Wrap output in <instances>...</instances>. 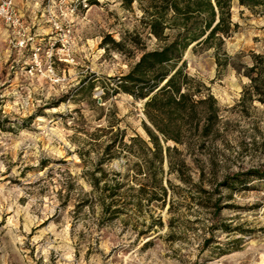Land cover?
Wrapping results in <instances>:
<instances>
[{"label":"rangeland","instance_id":"obj_1","mask_svg":"<svg viewBox=\"0 0 264 264\" xmlns=\"http://www.w3.org/2000/svg\"><path fill=\"white\" fill-rule=\"evenodd\" d=\"M30 4L34 19L24 18V25L35 38L43 37L36 63L34 50L28 44L18 48L11 28L0 21V264H264V177L250 178L246 189L221 199L224 207L214 219L211 209L191 199L206 193L173 175L162 178L170 184L165 205L143 207L144 217L131 216L129 223L100 220L97 206L77 204L95 196L86 194L90 186L80 176L79 154L92 163L101 153L106 135L105 130L94 134L96 127L111 121L128 135L145 137L140 101L122 93L100 97L107 77L125 72L136 58L102 47L101 39L109 34L119 40L137 29L140 11L135 2L126 9L120 0H88L69 17L66 43L48 48L46 39L53 33L46 2ZM230 12L236 27L223 49L234 67L216 71L210 50L184 53L188 71L210 86L228 141L213 149L214 173L204 175L212 181L203 186L212 191L211 198L228 194L214 186L226 170L264 172V103L254 96L240 100L249 82L245 67L253 54L264 52V17L235 1ZM152 43L145 39L147 48ZM119 164L114 159L103 165L107 178L112 170L122 171ZM131 212L128 208L122 218ZM151 220L149 231L136 233ZM221 224L231 228L230 234L220 230ZM210 236L206 249L198 250L202 238ZM215 246L236 250L209 254Z\"/></svg>","mask_w":264,"mask_h":264},{"label":"trees","instance_id":"obj_2","mask_svg":"<svg viewBox=\"0 0 264 264\" xmlns=\"http://www.w3.org/2000/svg\"><path fill=\"white\" fill-rule=\"evenodd\" d=\"M233 1L264 17V0H120L126 9L136 3L140 11L139 27L125 31L119 40L105 34L100 45L136 58L127 63L125 72L107 77V82L101 85L100 97L122 93L140 101L145 137L137 133L128 135L125 128H117L111 121L105 127L95 128L94 134L105 130L101 153L92 163L79 154L83 167L80 176L90 186L86 194L95 196H85L77 203L79 206H97L100 220L120 219L129 223L131 216L144 217L143 207L165 205L170 184L168 180L163 184L162 178L173 175L194 191L206 193L203 198L191 199L211 209L209 213L214 219L224 207L221 199L228 198L232 191L246 189L250 178L264 177V172L252 169L226 170L214 186L227 190L228 194L211 198L212 191L203 188L212 184L211 180H204V175L214 173L213 149L219 143L228 146V141L221 131L220 109L210 86L188 71L184 53L210 50L216 71L234 67L223 49L225 38L236 27L230 12ZM146 38L153 39L150 48L145 44ZM251 61L243 72L249 82L243 86L240 100H251L254 96L264 103V52L253 54ZM114 159L119 160L122 171L112 170V177L107 178L103 165ZM128 208L131 214L122 218ZM171 208L169 200L168 212ZM152 223L151 220L145 230L136 233H146ZM157 223L161 225L158 220ZM220 230L231 232L226 224H221ZM211 241L212 236L202 238L198 250L206 249ZM234 250L236 246H215L209 254L222 255Z\"/></svg>","mask_w":264,"mask_h":264},{"label":"built area","instance_id":"obj_3","mask_svg":"<svg viewBox=\"0 0 264 264\" xmlns=\"http://www.w3.org/2000/svg\"><path fill=\"white\" fill-rule=\"evenodd\" d=\"M15 0H0V21L6 26L10 27L14 33L15 45L18 48H24L27 44L34 50L32 53V60L37 62V54L41 48V40L43 37L35 38L34 34H29L22 15L18 11ZM29 3L32 2L33 6L45 1L43 6L47 15L49 28L53 33L48 35L46 44L48 48H52L55 42L61 46L66 43L70 37V19L76 5L86 6L88 0H23ZM61 34L60 38H56V34ZM50 56V53H47Z\"/></svg>","mask_w":264,"mask_h":264},{"label":"crops","instance_id":"obj_4","mask_svg":"<svg viewBox=\"0 0 264 264\" xmlns=\"http://www.w3.org/2000/svg\"><path fill=\"white\" fill-rule=\"evenodd\" d=\"M14 3L16 5L18 11L22 15L23 20H24V18H27V17L30 18V20L32 19L33 16H31L30 12H29L32 10V7H31V4L29 2L23 1V0H15Z\"/></svg>","mask_w":264,"mask_h":264}]
</instances>
